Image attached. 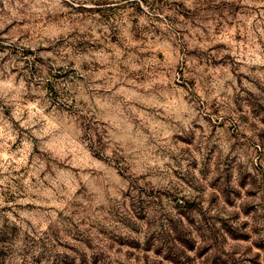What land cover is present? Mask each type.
Masks as SVG:
<instances>
[{"label":"rangeland","instance_id":"1","mask_svg":"<svg viewBox=\"0 0 264 264\" xmlns=\"http://www.w3.org/2000/svg\"><path fill=\"white\" fill-rule=\"evenodd\" d=\"M96 2L60 33L0 13V80L24 84L0 90V264H264V80L241 70L264 67L239 62L260 10ZM196 64L231 69V105L201 112ZM173 91L190 127L163 116Z\"/></svg>","mask_w":264,"mask_h":264},{"label":"clouds","instance_id":"2","mask_svg":"<svg viewBox=\"0 0 264 264\" xmlns=\"http://www.w3.org/2000/svg\"><path fill=\"white\" fill-rule=\"evenodd\" d=\"M127 3L128 0H109L110 5L118 3ZM186 7L195 9L199 7L197 0H182ZM218 3L219 0H216ZM245 5H250L251 8L259 9L257 13L255 11H250V15L246 20L247 29L245 34L249 37V43L246 46L247 51L243 53L240 63L248 66H258L264 67V49L260 47V44L257 43V39H264V28L259 27V22L257 23V31L252 32V21L257 19V14L264 18V0H242ZM3 7L0 8V13L10 14L12 17L18 20L31 19L35 16L43 18L46 15H51V17L58 21V24L55 26L58 33L66 31L65 20H67L72 14L75 13L76 9L81 7L87 9H96L98 4L96 0H0ZM141 6L145 7L147 11V6H145L141 0ZM64 16V20L60 19V16ZM96 19H99L97 14H93ZM92 17H89L91 21ZM0 21H3V17L0 16ZM4 27V23L0 22V29ZM98 25H93V35H95V29ZM41 29L47 34L48 29L41 25ZM3 55L0 54V59L3 58ZM246 71V74L252 75L255 77L259 75L262 80H264V72H248L247 69H241ZM194 71L199 76V83L201 85V92L204 93L200 103L204 104L205 107L201 109V112H206V106L211 101H216L218 105L227 103L231 105V97L233 95L232 87H237L235 77L232 74L230 68L228 69H213L212 73H207L206 69L201 67L199 64L194 65ZM4 72L0 71V77H3ZM212 77L211 84L209 86L208 76ZM175 79V77H174ZM14 77H9L8 82L5 83L3 80H0V90L2 88H7L10 92L15 94L19 90L24 88L23 82L17 86L15 83ZM227 81H232L231 87H226ZM245 86L249 87L250 90L256 92L257 89L252 85L248 84L245 81ZM7 96V93H4ZM190 99V98H189ZM195 101L189 102L185 99V94L178 92H170L164 97V103L161 105L165 109L163 114L164 118L172 121H176L179 124L183 125L185 128L190 127L192 119L195 117L192 116V113L195 111L194 107ZM184 114H187L185 118ZM199 115V113L197 114ZM175 127V125H173ZM264 127V125H260ZM251 134V133H250ZM167 139L164 140V146H167ZM222 147L225 152L228 150V145L221 142ZM135 153V149H132ZM167 162L165 160H160L157 158L154 161H149L151 167H163V164ZM130 163L135 167L138 163L135 159L130 161Z\"/></svg>","mask_w":264,"mask_h":264}]
</instances>
